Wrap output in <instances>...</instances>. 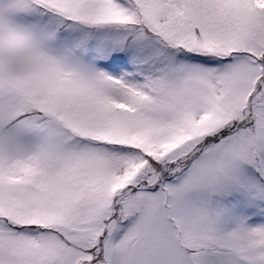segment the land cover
I'll return each instance as SVG.
<instances>
[{
	"label": "snow or ice",
	"instance_id": "6c2138e0",
	"mask_svg": "<svg viewBox=\"0 0 264 264\" xmlns=\"http://www.w3.org/2000/svg\"><path fill=\"white\" fill-rule=\"evenodd\" d=\"M0 264H264V0H0Z\"/></svg>",
	"mask_w": 264,
	"mask_h": 264
}]
</instances>
